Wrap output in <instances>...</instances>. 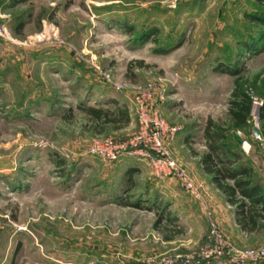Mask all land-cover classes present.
<instances>
[{"label": "rangeland", "instance_id": "374dc122", "mask_svg": "<svg viewBox=\"0 0 264 264\" xmlns=\"http://www.w3.org/2000/svg\"><path fill=\"white\" fill-rule=\"evenodd\" d=\"M258 11L256 0H0V264H187L212 230L237 250L264 246V222L236 232L200 167L207 120L228 128L235 79L214 68L239 70L252 117L228 143L264 194V43L251 56L241 43L257 37L245 14ZM139 98L182 129L166 148L199 198L131 154L153 141ZM79 104L128 121L92 122Z\"/></svg>", "mask_w": 264, "mask_h": 264}, {"label": "trees", "instance_id": "16d2710c", "mask_svg": "<svg viewBox=\"0 0 264 264\" xmlns=\"http://www.w3.org/2000/svg\"><path fill=\"white\" fill-rule=\"evenodd\" d=\"M256 1L259 4V11L256 14H245V18L257 25V37L249 31L241 42L243 50L249 56L259 53L264 43V0ZM214 69L217 72L228 73L235 79L226 110L228 128L214 123L211 119H208L204 126L203 138L208 152L202 156L201 165L206 174L212 175L213 184L225 196L226 201L235 207L240 226L248 230L259 229L260 223L264 222V194L261 193L260 185L252 181L251 168L238 164L240 155L232 150L228 143L229 139L240 143L241 139L236 134L228 133L231 130L234 132L244 130L249 126L253 96L243 89L238 77L239 70H230L222 65ZM77 108L92 122L114 123L116 117L128 121L126 109L116 107L114 110H109L84 104H79ZM68 112L71 115V110ZM62 118H65V115ZM258 120L264 123V104L258 110Z\"/></svg>", "mask_w": 264, "mask_h": 264}, {"label": "built area", "instance_id": "2783aa9c", "mask_svg": "<svg viewBox=\"0 0 264 264\" xmlns=\"http://www.w3.org/2000/svg\"><path fill=\"white\" fill-rule=\"evenodd\" d=\"M117 87L120 89L119 86ZM140 98L147 100V95L143 93ZM140 98L137 105L139 109L138 123L143 127L150 128L149 132L153 133V141L148 146L145 139L141 140L137 138L138 140L136 139L130 146V149H133L131 154L147 156L150 162L154 164L157 177L165 179L173 178L185 193L199 198L196 186L189 174L178 166L166 148L168 143L182 129L179 126L168 125L158 114L157 110H154L152 115H147L149 111L145 108L146 106L143 105L142 101H140ZM254 135L259 139L257 132H254ZM118 149L123 152L127 151L125 145L119 146ZM90 154H97V151L92 149ZM211 235L214 236L213 246L206 245L202 249L203 252L199 253L196 259L193 260L192 258L189 262L186 260L187 264H264V246L255 249L237 250L232 246L225 245L218 233H216V230H212ZM160 264H173V262L169 259H163Z\"/></svg>", "mask_w": 264, "mask_h": 264}, {"label": "crops", "instance_id": "0c3cea01", "mask_svg": "<svg viewBox=\"0 0 264 264\" xmlns=\"http://www.w3.org/2000/svg\"><path fill=\"white\" fill-rule=\"evenodd\" d=\"M187 144H189L188 143V141L187 140H184L183 142L181 141V146L182 147H184V146H186ZM200 167H202V165H200ZM192 175V177L195 179L196 178V174H191ZM203 176H204V180L206 179L207 180V187L208 186H211V187H213V189H215V191H217V192H219L221 195H222V197L225 199V202H226V204L227 205H229L228 207H230V208H232L233 210H232V225L234 226V229L236 230V232H238V233H240L242 236H244V237H249V236H251V235H255V234H257L258 233V231H259V229H253V230H248V229H244V228H242L241 226H240V224L238 223V218L236 217V213H235V207L234 206H232V205H230L227 201H226V198H225V196L215 187V185L213 184V182H212V175H210V174H202ZM203 185H205L204 183H203ZM202 185V186H203Z\"/></svg>", "mask_w": 264, "mask_h": 264}]
</instances>
